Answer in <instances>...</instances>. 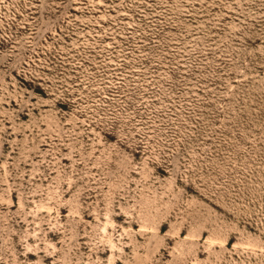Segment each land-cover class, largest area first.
<instances>
[{"label": "rangeland", "instance_id": "1", "mask_svg": "<svg viewBox=\"0 0 264 264\" xmlns=\"http://www.w3.org/2000/svg\"><path fill=\"white\" fill-rule=\"evenodd\" d=\"M0 264H264V0H0Z\"/></svg>", "mask_w": 264, "mask_h": 264}]
</instances>
